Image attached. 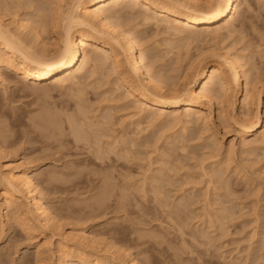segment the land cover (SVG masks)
Segmentation results:
<instances>
[{"label":"rangeland","instance_id":"rangeland-1","mask_svg":"<svg viewBox=\"0 0 264 264\" xmlns=\"http://www.w3.org/2000/svg\"><path fill=\"white\" fill-rule=\"evenodd\" d=\"M62 1L0 0V20L12 33L27 20L29 27L17 35L49 59L57 48L52 13L77 3ZM175 1L183 2L161 0L160 6ZM209 2L194 7L210 9ZM235 2L229 26L225 19L198 30L157 20L143 3L104 8L110 17L113 12L114 24L134 34L145 66L165 87L162 94L193 87L198 64L236 56L243 82L231 107L215 92L213 105L199 100L194 113L184 106H146L136 97L145 90L143 77L124 62L126 46L118 58L123 69L88 47L94 61L73 79L57 76L40 86L2 67L0 264H264V0ZM248 76L261 94L245 102ZM128 86L135 92L127 94ZM255 116L257 132L243 136L238 124ZM8 164L29 171L52 217L46 226L29 215L25 193L1 207Z\"/></svg>","mask_w":264,"mask_h":264},{"label":"bare ground","instance_id":"bare-ground-1","mask_svg":"<svg viewBox=\"0 0 264 264\" xmlns=\"http://www.w3.org/2000/svg\"><path fill=\"white\" fill-rule=\"evenodd\" d=\"M127 1L135 2L137 4L143 3L144 8L146 10L149 9V10L155 12V14H157L158 17H160V19H157V20L161 21L162 20L161 18H166L167 20H170V21L177 23V25L180 28V29L177 28L178 30H181V28H183V29L187 28L188 29V27L190 29L192 27L193 30L196 27L207 28V27H210L212 25H216L218 23H221V21L222 20L225 21V19H227L226 23L224 22L225 25L229 26V24H231L232 22L235 21L234 16H236V15L232 14V11L238 10V6H237V9H235L236 8L235 3L237 2V1L235 2V0H214V2H213L214 6L212 8L209 7L210 9H205V10H204V8H201V7H200L201 9L198 8L200 5L199 4L200 0L199 1L198 0H189V2L190 1L191 2L188 4H190L192 6V8L189 7L188 4L186 5L184 3V0H183V2L182 1H180V2L175 1L173 3L170 2V4H171V6L169 5L170 7L160 6L163 4L161 2V0H91V1H89V3L91 4L89 8L86 6L87 0H77L76 1L77 3L75 2L76 4H73V2H72V5L67 4L65 6L66 7L65 12L66 13H64V14H63V12L60 13L58 10L53 12V9H52V11H51V13L53 12L52 13L53 15L51 16L52 18H50L51 23H52V25H51L52 29H50V30H53V33L55 35L54 39H55L57 48L55 50V54L52 56V58H49V59H46L47 58L46 57L47 52L44 49H43V51L45 54H42V53L38 54L39 52L38 53L33 52L27 46L28 45L27 42H25L22 39V37H20V35H17V33L20 34V32L25 31L23 29H26L29 27V26L26 27V25H25V24L29 23V22H27V20L25 21L26 23H24V22L20 23V21H19L18 22L19 24L17 25L18 27L16 26L18 29L15 28V31H18V30L19 31L15 32L13 30L14 33H12V31L9 30V28H10L9 26L8 27L5 26V24L2 23L0 20V76H1L2 67L6 66L11 71H13L15 74H17L21 80L25 81V84L28 83L29 81H31L33 86H35V85L40 86V84H42V83L44 84L45 82H48V81L52 80L53 78H56L57 76L73 79L75 77V75L78 74L79 72H81V70L86 66L85 64L87 63V61L88 62L90 60L94 61L92 59V57L96 56L95 52L98 54V56L105 57L107 60L113 59L114 60L113 66L115 68H117V70H120V68L121 69H123V68H122V66L120 67V63L118 62V58L122 54L121 53L119 55V53L121 52V50H123L122 48L124 46H126L125 48H127V57L125 58L123 56L124 54L122 56L126 59V61H124V62L127 63L131 73L137 78L139 76L141 78L143 77L142 80H144L143 82L145 83V85L143 82L140 81L144 85V87H142L141 85H140V87L145 89L146 91L144 90V92H140V93L138 91H136V92H138V93H136L137 94L136 97L139 101H141V103L148 104L146 106L163 107V108L167 107V109H169V108L176 109V108H179L181 106H184L185 112H191V113L193 112L194 113V111H196L198 108H200V105L198 103L199 100H203L204 102H206L207 103L206 106H208V107L213 105L212 103H214V102H213L212 97H214V96H211V94L214 92H215L214 94L216 95V93H217L218 96H219V93H221L222 95L219 97H221L222 100L226 99L227 100L226 102L229 105V107H231V105L236 103V97H235L236 92H237V90H240V87L242 86L243 76H242V72L240 71L241 66H239V64H240L238 62L239 59L236 56H231V55L229 56V54H227V55L226 54H222V55L219 54L217 56H214V57H217V62L215 64L213 63L212 65L206 64V65H203V67L201 68V66H202L201 64H203V63L198 64V67H196V68H199L200 70L197 71V73L195 75L196 79H195L193 87L188 88L190 85L187 86V88L184 87L185 90L182 93L178 92V94H173L172 96L162 94L161 92H163L165 87H162L159 85V83H161V82L158 80V78L156 80V78H155L156 75L154 73H152V70L150 71L149 68L147 69V67H146L147 65L145 66L144 61H143L145 59H143L144 57H142L140 55L142 53H141V51L138 50V44H137L138 42L136 41V39H135L136 37L134 36V34L131 31H128V32L124 31L118 25L114 24L115 21H113L114 19L112 18L113 12H110V14H111V17H110L109 12L106 11L107 5L113 4L114 7L119 8L120 5H122V3H124V2L127 3ZM64 2H66V1H64ZM209 3H212V0ZM194 5H198V7L197 6L194 7ZM136 6H138V5H136ZM49 7H51V4ZM55 7H54V9H55ZM124 7H127V5ZM128 7H131V6L129 5ZM134 7H133V10H134ZM62 8H64V7H62ZM124 9H122V10L120 9L122 11V13H123V11L126 12L125 11L126 9L125 10ZM103 10H105L106 13H108V14H106L105 11H103ZM127 10H129V8ZM57 11L59 13H57ZM111 11H112V9H111ZM113 11H114V9H113ZM131 11H132V9H131ZM131 11L129 10L130 13H131ZM129 12L126 14L132 15ZM118 13H120V12H118ZM61 14H63V15H61ZM115 14H117V13H115ZM126 14L123 13L122 16H125ZM117 15L119 16V14H117ZM120 15H121V13H120ZM156 16H155V18H157ZM149 18H150V16H149ZM155 18H153V19L150 18V19L154 20ZM149 20H148V22L151 21V20L150 21ZM164 21H166V20H164ZM15 22L17 23V21H15ZM49 22H50V20H49ZM13 23H14V21H13ZM169 23H171V22H169ZM14 24L10 23V25H14ZM32 25H34V23ZM169 26H171V24ZM31 28H32V26H31ZM21 30H23V31H21ZM34 30L36 31L35 28H34ZM34 30H32V31H34ZM196 30H198V28H196ZM196 30H195V32H196ZM179 32L180 31H178V33ZM38 33H36V34H38ZM95 34L99 35V40H97V39L94 40V39H92L93 37L92 38L90 37V36H94ZM36 37H37V39H39L38 35ZM100 42L103 44L105 42H108L109 46L104 47V46L100 45ZM122 43H123V46H122ZM170 43H171V41H170ZM88 47L96 49V50H94L95 52L93 51L94 52L93 56H92V54L91 55L89 54L88 49H87ZM125 48H124V50H126ZM43 51H41V52H43ZM90 53H91V51H90ZM211 56H213V55H211ZM200 58H201V54H200ZM101 59H104V58H101ZM199 59H198V61H199ZM104 61H106V60L104 59ZM95 62H97L96 59H95ZM111 62H113V61H111ZM126 63H125V65H126ZM196 64H197V62L195 63V66H197ZM121 65H123V63ZM111 66H112V64H111ZM191 66L192 65H190V67ZM102 67H103V65H102ZM193 67H194V65H193ZM190 69L191 68H189V70ZM195 71L196 70H193V72H195ZM124 74H126V73H124ZM153 74L155 75V77ZM185 78H186V75H185ZM122 79H123V77H122ZM216 82L219 84H217ZM127 84H130V83H127ZM216 84L219 85V88L216 87ZM131 86H133V85H131ZM196 86L199 89L198 92L194 89ZM214 86L217 89L214 88ZM254 86L255 85H254L253 80L251 81L250 77H249L246 80L245 86H244V88H245L244 89V93H245L244 94V101L245 100L248 101L251 99L253 100L254 98H256L257 100L259 99L261 91L258 88H254ZM133 87L135 89L137 86L135 85ZM218 90H219V92H218ZM126 91H128L127 94H129V92H132V93L135 92L130 86H128V89ZM217 95L215 97H217ZM197 112H198V110H197ZM244 116H243V118H245ZM245 120L241 121L239 124L237 123L239 126V130L241 131V134L243 136H251L252 134L257 132V130L260 126V122H261L260 118L258 116H255L253 121H251V122L246 121L247 124L245 123ZM105 157H107V155H105ZM97 158L99 159V157H97ZM100 160H102V159H100ZM6 166L8 167V168L7 167L4 168V169L7 168L6 173H4L3 176H1V181H2L1 183L5 186L4 187L5 190L2 192L3 199L1 202V207L2 208L6 207L5 203H8V202L11 203L10 200H20L21 198H23L25 196L24 195V193H25L26 195H28L27 199L29 200V205H27V207L29 209V215L32 217L33 216L36 217V219L38 218L40 221H42L43 225L46 226L51 221L52 217H50L51 214L49 213L48 209L44 206L42 199H40L38 197V195H37V192H38L37 188L38 187L34 183V180L32 179L31 175L28 173L29 171L19 172L15 168H10L9 166H11V165H9V164ZM28 209H26L27 212H28ZM66 247L68 248V246H66ZM65 258H66V256H65ZM65 258H64V260H65ZM1 260H3V259H1ZM66 260H67V258H66ZM0 263H2V261ZM123 263L119 262V264H123ZM59 264H66V261L61 262ZM130 264H136L135 260L132 259L130 261Z\"/></svg>","mask_w":264,"mask_h":264}]
</instances>
